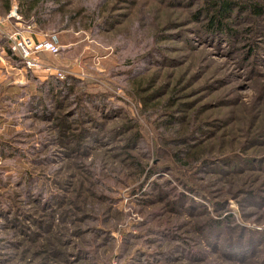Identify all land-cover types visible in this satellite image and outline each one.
<instances>
[{"label": "rangeland", "instance_id": "374dc122", "mask_svg": "<svg viewBox=\"0 0 264 264\" xmlns=\"http://www.w3.org/2000/svg\"><path fill=\"white\" fill-rule=\"evenodd\" d=\"M20 11L0 0V264H264V0ZM21 33L58 55L28 69Z\"/></svg>", "mask_w": 264, "mask_h": 264}, {"label": "built area", "instance_id": "2783aa9c", "mask_svg": "<svg viewBox=\"0 0 264 264\" xmlns=\"http://www.w3.org/2000/svg\"><path fill=\"white\" fill-rule=\"evenodd\" d=\"M8 18L0 16V27L6 23ZM9 43L12 52L25 63L28 69L40 68V55L49 54L56 56L59 53L58 47L51 41H35L29 34H13L9 36Z\"/></svg>", "mask_w": 264, "mask_h": 264}, {"label": "trees", "instance_id": "16d2710c", "mask_svg": "<svg viewBox=\"0 0 264 264\" xmlns=\"http://www.w3.org/2000/svg\"><path fill=\"white\" fill-rule=\"evenodd\" d=\"M45 3H47V0H26V6H27V11L26 12L27 13L26 12L23 13V12L20 11L19 14H21L24 17H27V16L30 17L31 16V17H33V18H35V19L40 21V19L43 17V15L45 13H38V12H36V10H39V11L41 10L42 11L43 7L45 6ZM230 7H231V2L230 1H226L224 3H220L219 6L216 7L215 20H216L217 17H219V18L225 17L230 12L229 11ZM10 9H11V5H9V3H7V5H6V13H5L6 15L9 14ZM254 12H255V14L261 16L262 9H260L258 6H255L254 7ZM216 23H218V22H216ZM215 27H217V26H215ZM8 53L11 56L15 55L12 52V50L9 49V48H8ZM49 88H51V87H49ZM175 158H176V160L178 162H182V160H183L178 154L175 156Z\"/></svg>", "mask_w": 264, "mask_h": 264}, {"label": "crops", "instance_id": "0c3cea01", "mask_svg": "<svg viewBox=\"0 0 264 264\" xmlns=\"http://www.w3.org/2000/svg\"><path fill=\"white\" fill-rule=\"evenodd\" d=\"M2 45V41H1V34H0V60H1V57H3V55H5V51L3 50V48L1 47ZM1 62H0V79H1ZM0 84H1V80H0Z\"/></svg>", "mask_w": 264, "mask_h": 264}]
</instances>
